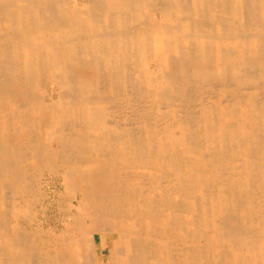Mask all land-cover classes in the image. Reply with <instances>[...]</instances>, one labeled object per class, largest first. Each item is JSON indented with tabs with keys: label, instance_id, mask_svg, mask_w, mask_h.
Segmentation results:
<instances>
[{
	"label": "bare ground",
	"instance_id": "obj_1",
	"mask_svg": "<svg viewBox=\"0 0 264 264\" xmlns=\"http://www.w3.org/2000/svg\"><path fill=\"white\" fill-rule=\"evenodd\" d=\"M0 264H264V0H0Z\"/></svg>",
	"mask_w": 264,
	"mask_h": 264
},
{
	"label": "rangeland",
	"instance_id": "obj_2",
	"mask_svg": "<svg viewBox=\"0 0 264 264\" xmlns=\"http://www.w3.org/2000/svg\"><path fill=\"white\" fill-rule=\"evenodd\" d=\"M156 74L157 73H155V75ZM50 92H51V88L48 90V94L46 96L47 103H51L53 100L56 99V96H53L52 94L49 95ZM43 174H42V184L43 185H41V188L43 190L42 196L47 197V199L45 198V200L43 201L44 207L39 206V204L33 207L32 213L30 214V217H31L30 225H27V223L25 222L26 221L25 219L23 220L22 217H19L18 221L14 223L15 225L13 224V228L21 232L30 231L33 233L37 230V227L40 226L43 229V231L46 232L47 234H50V235L53 234L57 237H61L63 234L68 232L67 226L70 225V221H71L67 219L65 213L59 210L58 206L55 205L57 204L56 203L57 193L64 192L65 190L64 183L61 181L60 177H56L53 175H47L46 172H44ZM52 201L53 203H51ZM72 205L74 206L75 204L72 202ZM107 240H108V243H110L112 238L108 237ZM99 242H100L99 237H97V243L99 247L98 253L100 255L101 247H100ZM105 252H104V255L108 253L107 250Z\"/></svg>",
	"mask_w": 264,
	"mask_h": 264
}]
</instances>
